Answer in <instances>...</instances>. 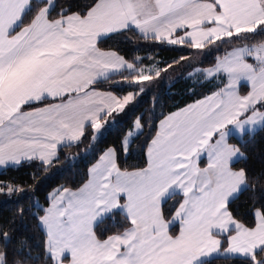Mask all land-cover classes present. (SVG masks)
<instances>
[{
  "label": "snow or ice",
  "instance_id": "1",
  "mask_svg": "<svg viewBox=\"0 0 264 264\" xmlns=\"http://www.w3.org/2000/svg\"><path fill=\"white\" fill-rule=\"evenodd\" d=\"M126 31L196 49L217 41L240 46L204 71L209 79L222 77L223 87L160 121L146 168L122 169L118 150L108 147L88 183L50 195L37 216L46 235L37 264H211L214 255L264 264V191L257 193L264 189V173L250 176L235 168L234 159L243 153L228 142L230 126L241 134L264 126V0H93L85 11L63 8L57 0H0V166L38 161L48 171L58 162L60 146L81 142L89 129L97 141L113 122L108 118L134 101L133 92L118 97L94 84L120 73L142 93L144 82L172 67L145 70L98 48V41ZM242 84L247 94H241ZM146 127L137 117L120 152L126 154L129 138ZM202 154L208 158L203 168ZM245 190L261 204L251 227L229 207ZM23 191L0 184L2 194ZM118 215L128 226L98 236V225L115 224ZM177 224L174 235L170 229ZM222 234L228 239L223 247ZM0 238V264H32L23 241L9 252L8 225L0 224Z\"/></svg>",
  "mask_w": 264,
  "mask_h": 264
},
{
  "label": "trees",
  "instance_id": "2",
  "mask_svg": "<svg viewBox=\"0 0 264 264\" xmlns=\"http://www.w3.org/2000/svg\"><path fill=\"white\" fill-rule=\"evenodd\" d=\"M58 4L72 11H85L86 6L93 0H57ZM235 39V38H233ZM102 50H111L120 54L125 60L137 63L138 67L148 68L156 66L163 68L168 64L176 66L183 64L182 76H177L173 81L163 83L160 88H145L143 94L138 93V85H129L121 76L113 80L97 83L94 87L99 90L111 91L118 96L133 92L135 103L124 112L113 114L105 125L99 139L91 140L92 132L87 130L82 141L62 147L58 152V162L48 171L40 166V163H24L20 166L10 167L0 172V184H13L23 188L19 194L0 193V224L8 225L12 237V243L8 245L10 253H15L19 247L18 242L23 241L33 258L32 264L44 257L46 235L40 227L37 216L43 215L40 209H45L50 204V195L58 188L67 187L72 190L81 188L88 180V171L108 147L118 150V162L122 169L129 171L145 168L147 166L146 151L150 139L155 135L159 122L167 115L211 94L219 89L222 80L217 79L204 83H193L187 75L196 68L212 67L217 58L223 56L232 47H238L231 43L225 44L217 41L209 47H216V52L208 56L197 66L186 64L194 54L204 52V49L189 48L186 45L171 47L166 44L145 40L136 31H126L112 35L98 44ZM187 57L180 60L181 57ZM139 57V61L136 58ZM179 60V63H173ZM185 64V65H184ZM155 90V91H152ZM245 92L244 90L242 91ZM140 117L147 124L142 135L136 136L128 147L127 153L120 152L121 139L126 130L132 128L133 121ZM231 143L244 154V159L233 166L237 169H245L250 176L264 173V126L253 134H246L242 140L231 138ZM264 189L257 188V193ZM252 193L245 190L230 204V210L234 217L246 226H254V211L261 204L259 197L254 201ZM175 201L167 205L169 212ZM23 209V215L18 214V209ZM127 221L120 215L116 223L106 220L97 227V235L106 238L118 230L127 227ZM178 228H173L172 233L177 234ZM224 246L227 245V237L223 238ZM3 240L0 238V247ZM50 264V262H48ZM211 264H239L238 260L228 258L213 259Z\"/></svg>",
  "mask_w": 264,
  "mask_h": 264
},
{
  "label": "crops",
  "instance_id": "3",
  "mask_svg": "<svg viewBox=\"0 0 264 264\" xmlns=\"http://www.w3.org/2000/svg\"><path fill=\"white\" fill-rule=\"evenodd\" d=\"M179 32H183L184 30H178ZM137 32V31H136ZM138 33V32H137ZM115 34H117V33H115ZM115 34H111L110 36H112V35H115ZM139 34V33H138ZM140 35V34H139ZM109 36V37H110ZM108 38V37H107ZM104 39H106V38H104ZM104 39H102V40H104ZM102 40H100V41H102ZM100 41H98V44H99V42ZM98 44H97V46H98ZM167 45V44H166ZM168 46H171V47H180L181 45H168ZM98 48H99V46H98ZM102 50V49H101ZM102 51H105V52H114V53H116V54H118L117 52H115V51H111V50H102ZM119 56H121L120 54H118ZM122 57V56H121ZM221 57H223V56H221ZM127 61V60H126ZM199 68V67H198ZM178 70V69H177ZM197 70V68L196 69H194L193 70V72L194 71H196ZM121 71H123V70H121ZM112 76H114V77H117V76H119L120 75V73H110ZM129 75H130V73H129ZM176 76H178V74L176 75ZM180 76H182V75H180ZM217 78H220V77H217ZM216 78V79H217ZM206 80H211V79H209V78H205ZM212 80H215V78H213ZM104 80H101V81H99V82H97V83H100V82H103ZM96 83V84H97ZM127 83V82H126ZM144 83H147V81L146 82H144ZM222 84H221V86L219 87V89L221 88V87H223L224 86V84L226 83V81L225 80H222V82H221ZM96 84H94L92 87H94ZM95 88V87H94ZM97 91H99V92H111V91H104V90H99V89H97V88H95ZM218 89V90H219ZM218 90H216V91H218ZM245 91L244 93L242 92V91ZM250 89H249V87H248V85H246V84H242L241 85V87H240V92H241V94H247V92L249 91ZM216 91H214V92H216ZM214 92H212L211 94H209V95H212ZM113 94H115V93H113ZM116 95V94H115ZM209 95H207V96H209ZM118 96V95H117ZM119 97V96H118ZM135 97V96H134ZM206 97V96H205ZM205 97H203V98H201V99H199V100H197V101H200V100H203ZM135 100H136V98H134V101L133 102H131L128 106H126V108H125V110L128 108V107H130V106H132L134 103H135ZM197 101H195V102H193V103H191V104H189V105H192V104H195ZM189 105H187V106H185V107H183V108H181V109H184V108H186V107H188ZM25 107H27V106H25ZM258 107V106H257ZM181 109H179V110H177V111H175V112H178V111H180ZM124 110V111H125ZM174 113V112H173ZM113 114H117V113H113ZM172 114V113H171ZM170 115V114H169ZM168 116V115H167ZM164 119V118H163ZM162 119V120H163ZM241 120H243V117H241ZM160 123V122H159ZM158 126H159V124H158ZM231 128H232V131H231V134H230V136H229V138H228V142L230 143V144H232V145H235V144H233V143H231V138H235V139H237V140H242L243 139V137L246 135V134H253V133H255V132H257L258 130H260L263 126H256L253 130H251V131H249V130H245V132L243 133V134H241V133H239L237 130H236V128L234 127V126H230ZM105 129V126H104V128L101 130V131H103ZM157 129H158V127H157ZM213 139H215V137L213 138ZM129 145H130V143H129ZM236 147H237V145H235ZM62 147H64V146H60L59 148H58V152H59V150L62 148ZM148 148V147H147ZM240 152L242 153V151L240 150ZM244 154L242 155V156H239V157H237V158H235L234 159V162H233V165L234 164H236L237 162H239V161H241L242 159H244ZM146 158H147V165H148V155H147V151H146ZM99 162V160L95 163V164H93L91 167H90V169H89V171H88V180H87V182L86 183H88V181H89V179L91 178V176H90V170L94 167V165H96L97 163ZM207 165H208V158H207V156L205 155V154H202L201 156H200V159H199V166L200 167H207ZM10 167H15V166H0V172L1 171H3V170H5V169H7V168H10ZM147 167V166H146ZM145 167V168H146ZM85 183V184H86ZM84 184V185H85ZM83 185V186H84ZM82 186V187H83ZM78 190V189H77ZM73 191H76V190H73ZM255 218V217H254ZM40 227H41V225H40ZM173 228H178V231H177V234L176 235H178V233H179V225L177 224V225H173L172 227H171V229H170V232L172 233V230H173ZM41 229H42V227H41ZM43 230V229H42ZM43 232H44V230H43ZM45 233V232H44ZM173 234V233H172ZM231 234H235L234 232L233 233H231ZM224 237H227L226 235H224V234H222L219 238L221 239V244H222V247L224 246V240H223V238ZM227 244H228V239H227ZM216 258H225V257H223L222 255H220V256H216V255H214L213 257H212V260L213 259H216Z\"/></svg>",
  "mask_w": 264,
  "mask_h": 264
},
{
  "label": "rangeland",
  "instance_id": "4",
  "mask_svg": "<svg viewBox=\"0 0 264 264\" xmlns=\"http://www.w3.org/2000/svg\"><path fill=\"white\" fill-rule=\"evenodd\" d=\"M216 50H217V48L214 47V46L206 48L204 52H198V53L194 54V56H193V58L191 60L186 61L187 62L186 64L197 66L201 62H203L208 56H210L212 53L216 52ZM219 58H221V57H219ZM214 65L212 67H214ZM147 67L148 68L146 70L158 69L156 64H153V66H147ZM212 67L205 68V69L204 68H197L196 71L190 72L187 75V77L190 78V80L193 83H197V82L198 83H204V82L213 81L212 79L211 80H206L205 78H207V77H205V75H204V71L207 70V69H210ZM182 68H183V64L182 63H180V64H178L176 66L170 67L167 72H161V75H160V77L158 79H154L151 82L145 83V85H146L145 88L153 87L154 89H156V88H160L163 85V83H166V82H169V81H173L177 77L176 76L177 74H178V76H180L182 74ZM217 79H219V78H217ZM217 79L215 78V80H217ZM220 80H224V79L222 77H220ZM145 91H146V89H145ZM152 91H155V90H152ZM143 93L144 92H142V94ZM135 137L136 136H133V137L129 138L130 139V144H131V142L133 141V139Z\"/></svg>",
  "mask_w": 264,
  "mask_h": 264
}]
</instances>
